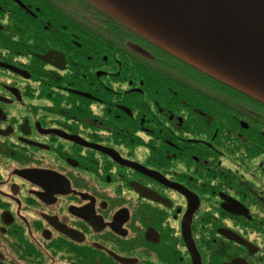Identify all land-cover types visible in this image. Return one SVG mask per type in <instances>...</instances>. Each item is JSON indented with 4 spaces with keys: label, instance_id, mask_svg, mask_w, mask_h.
Segmentation results:
<instances>
[{
    "label": "flooded vegetation",
    "instance_id": "flooded-vegetation-1",
    "mask_svg": "<svg viewBox=\"0 0 264 264\" xmlns=\"http://www.w3.org/2000/svg\"><path fill=\"white\" fill-rule=\"evenodd\" d=\"M92 8L0 0V264H264V103Z\"/></svg>",
    "mask_w": 264,
    "mask_h": 264
},
{
    "label": "water",
    "instance_id": "water-1",
    "mask_svg": "<svg viewBox=\"0 0 264 264\" xmlns=\"http://www.w3.org/2000/svg\"><path fill=\"white\" fill-rule=\"evenodd\" d=\"M264 103V0H88Z\"/></svg>",
    "mask_w": 264,
    "mask_h": 264
},
{
    "label": "trees",
    "instance_id": "trees-1",
    "mask_svg": "<svg viewBox=\"0 0 264 264\" xmlns=\"http://www.w3.org/2000/svg\"><path fill=\"white\" fill-rule=\"evenodd\" d=\"M84 2H86L89 7H93L92 9H94L95 11H97L98 13L100 12L101 15H103L104 17H106L110 23L111 26V30L113 32L110 33V35H135L138 38H140L141 40L147 42L148 44L152 45L153 47L157 48L160 53L165 54V55H169L170 57H172L173 59L180 61L184 64H186L187 66H189V68L201 75H203L205 78L210 79V80H214L215 82H217V84H219L222 87L228 88V89H232L238 93L247 95L246 93L240 91L239 89H237L236 87L232 86L231 84L225 82L222 78L216 76L215 74L206 71L205 69H201L198 66H196L193 63H188L185 61L180 60V58L176 57L175 55H173L169 50L163 48L162 46H160L159 44H156L155 42H153L152 40H150L149 38H147L146 36H144L143 33H141L140 31H136L135 29H133L132 27H130L128 24H126L124 21L117 19L115 16H113L112 14L104 11L103 9H98L96 8L90 1L88 0H83ZM96 23V22H95Z\"/></svg>",
    "mask_w": 264,
    "mask_h": 264
}]
</instances>
